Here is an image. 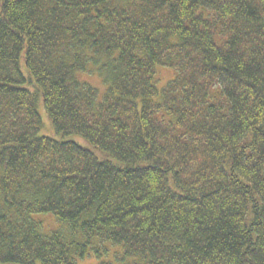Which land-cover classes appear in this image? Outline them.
Wrapping results in <instances>:
<instances>
[{
	"label": "trees",
	"instance_id": "1",
	"mask_svg": "<svg viewBox=\"0 0 264 264\" xmlns=\"http://www.w3.org/2000/svg\"><path fill=\"white\" fill-rule=\"evenodd\" d=\"M86 257L264 264V0H0V264Z\"/></svg>",
	"mask_w": 264,
	"mask_h": 264
},
{
	"label": "rangeland",
	"instance_id": "2",
	"mask_svg": "<svg viewBox=\"0 0 264 264\" xmlns=\"http://www.w3.org/2000/svg\"><path fill=\"white\" fill-rule=\"evenodd\" d=\"M171 76H172V72L169 71L168 69H165V68L158 69L157 75H156L157 79L159 80L158 86L159 87L162 86L164 84V82H166L169 78H171ZM81 77L88 80L89 82H91L94 86L98 87V89L100 91L103 90L104 85L101 82L99 77L88 76L85 74H82ZM43 114H44V112H43ZM42 132L45 134H52L51 130L48 128L47 123L45 125V128H43ZM33 217L36 220L42 221L45 232H50V231L56 230V228L58 227V223L52 214H35V215H33ZM111 255H112V259H113V254H110L109 257H111ZM76 264H97V260L95 258H92V257H86L83 259H77Z\"/></svg>",
	"mask_w": 264,
	"mask_h": 264
}]
</instances>
